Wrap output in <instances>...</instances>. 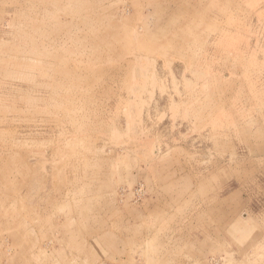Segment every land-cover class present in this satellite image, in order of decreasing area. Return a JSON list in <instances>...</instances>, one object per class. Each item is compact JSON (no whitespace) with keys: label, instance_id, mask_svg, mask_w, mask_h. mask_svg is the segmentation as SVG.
Listing matches in <instances>:
<instances>
[{"label":"rangeland","instance_id":"obj_1","mask_svg":"<svg viewBox=\"0 0 264 264\" xmlns=\"http://www.w3.org/2000/svg\"><path fill=\"white\" fill-rule=\"evenodd\" d=\"M0 264H264V0H0Z\"/></svg>","mask_w":264,"mask_h":264}]
</instances>
